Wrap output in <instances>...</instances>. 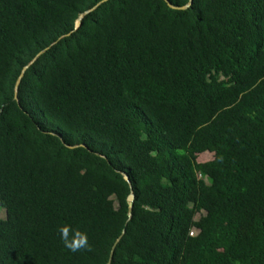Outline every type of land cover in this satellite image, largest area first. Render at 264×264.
<instances>
[{
    "label": "trees",
    "instance_id": "trees-1",
    "mask_svg": "<svg viewBox=\"0 0 264 264\" xmlns=\"http://www.w3.org/2000/svg\"><path fill=\"white\" fill-rule=\"evenodd\" d=\"M168 2L0 0V264H264V0Z\"/></svg>",
    "mask_w": 264,
    "mask_h": 264
},
{
    "label": "water",
    "instance_id": "water-1",
    "mask_svg": "<svg viewBox=\"0 0 264 264\" xmlns=\"http://www.w3.org/2000/svg\"><path fill=\"white\" fill-rule=\"evenodd\" d=\"M163 1H165L166 4L168 5V7L171 8V9H173V10H179V11H182V10H185V9H187V8L189 7V5H188L187 7H175V6H173L170 2H168V0H163ZM103 3H104V2H103ZM103 3H101V4H103ZM101 4H99L95 9H97ZM95 9H94V10H95ZM92 11H93V10H92ZM89 13H90V12H87V13L83 14L82 16H80L79 20H77L76 23H75V28H76V29H78V28L81 26V20L83 19V17H84L85 15H88ZM41 55H42V53H41L40 55H38V56L35 58V60L31 63V65L34 64V63L36 62V60H37ZM31 65H30V66H31ZM30 66H29V67H30ZM29 67H28V68H29ZM28 68H26V69L24 70V72H25ZM24 72H23V74L20 76V78L18 79V81H17V83H16V90L18 89V87H19V85H20V82H21V80H22V78H23ZM15 99L17 100V96H15ZM83 147H85V146H83ZM124 180H125L126 182H128V183L130 182L128 176H124ZM133 201H134V196H133V194H131V195H129V197H128V202L132 204ZM120 239H121V238H119V240H118V241L113 245V247H112L111 255H110V259H109V263H108V264H111V262H112V259H113V257H114V253H115V250H116L117 244H118V242L120 241Z\"/></svg>",
    "mask_w": 264,
    "mask_h": 264
},
{
    "label": "rangeland",
    "instance_id": "rangeland-1",
    "mask_svg": "<svg viewBox=\"0 0 264 264\" xmlns=\"http://www.w3.org/2000/svg\"><path fill=\"white\" fill-rule=\"evenodd\" d=\"M212 159H213V155L206 153V154H202L198 157V162L199 163H207V162H210ZM5 218H6V212H5V210L0 208V219H5ZM199 218H200V216L198 215L196 217V220H198ZM245 231H247V230H245Z\"/></svg>",
    "mask_w": 264,
    "mask_h": 264
},
{
    "label": "clouds",
    "instance_id": "clouds-1",
    "mask_svg": "<svg viewBox=\"0 0 264 264\" xmlns=\"http://www.w3.org/2000/svg\"><path fill=\"white\" fill-rule=\"evenodd\" d=\"M191 233H194V235H191ZM191 233H190V236H191V237H194V236H196L199 232H198V230L194 229V230L191 231ZM83 243H84V241L82 240V241H81V244H83ZM73 250H75V248H73Z\"/></svg>",
    "mask_w": 264,
    "mask_h": 264
},
{
    "label": "built area",
    "instance_id": "built-area-1",
    "mask_svg": "<svg viewBox=\"0 0 264 264\" xmlns=\"http://www.w3.org/2000/svg\"><path fill=\"white\" fill-rule=\"evenodd\" d=\"M191 235H194V233H191Z\"/></svg>",
    "mask_w": 264,
    "mask_h": 264
}]
</instances>
